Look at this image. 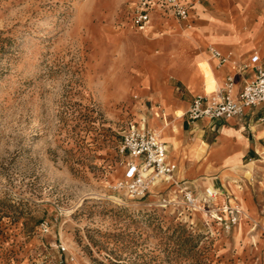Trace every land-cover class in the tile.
<instances>
[{
  "label": "rangeland",
  "instance_id": "374dc122",
  "mask_svg": "<svg viewBox=\"0 0 264 264\" xmlns=\"http://www.w3.org/2000/svg\"><path fill=\"white\" fill-rule=\"evenodd\" d=\"M135 1L0 0V264H264V152L233 161L235 191L194 179L242 210L229 228L163 201L177 200L171 182L127 188L121 143L143 112L122 89L134 54L124 33L147 30L131 26ZM220 1L204 6L261 43L264 0Z\"/></svg>",
  "mask_w": 264,
  "mask_h": 264
},
{
  "label": "crops",
  "instance_id": "0c3cea01",
  "mask_svg": "<svg viewBox=\"0 0 264 264\" xmlns=\"http://www.w3.org/2000/svg\"><path fill=\"white\" fill-rule=\"evenodd\" d=\"M205 1L209 2L196 0L190 18L179 28L162 22L157 14L152 15L145 33L131 25L143 35L134 31L124 33V43L134 54L129 61L128 84L122 89L135 101L133 107L143 112L142 124L139 118L136 124L156 131L160 138L161 134L165 136L163 141L169 158L177 165L176 171L183 167L182 179L202 180L209 176L211 184L235 191L233 180L229 179L235 178L239 170L233 168V161L238 158L243 164L264 152V104L244 108L241 116L223 120L190 121L186 111L195 96L207 92L201 66L204 62L211 71L214 88L224 86L226 77L232 75L236 94L244 81L253 76L252 68L237 71L257 52L256 47L264 58V34L258 28L254 37L263 36L261 43H255L250 37L254 26L249 31H236V20L217 17L214 10L205 8ZM211 48L223 53L231 51L230 63L234 67L221 64L211 55ZM177 111L181 115H176ZM202 144H206L203 149L192 152L194 145Z\"/></svg>",
  "mask_w": 264,
  "mask_h": 264
},
{
  "label": "built area",
  "instance_id": "2783aa9c",
  "mask_svg": "<svg viewBox=\"0 0 264 264\" xmlns=\"http://www.w3.org/2000/svg\"><path fill=\"white\" fill-rule=\"evenodd\" d=\"M195 3L196 0H136L132 5V25L138 30H145L150 25L154 12L170 16L180 25L190 18ZM210 52L221 64L231 61V51L223 53L211 48ZM230 65L234 67L235 64ZM249 68L253 69V76L244 81L236 94L234 77L228 75L224 86L195 96L186 111L187 118L190 121L223 120L241 116L244 108L264 104V68L257 52L250 55L249 61L237 73ZM262 120L264 122V118ZM121 144V151L127 152L130 157L126 161L124 173L125 178L132 181L127 187L130 193L143 195L155 180L171 182L176 187L178 201L163 199L167 204H178L184 211L203 212L226 228L236 223L240 208L230 205L229 202L222 205L213 203L221 190L209 186L200 187L202 191L199 192V185L195 180L174 177L176 163L169 158L165 142L156 131L132 123L123 135Z\"/></svg>",
  "mask_w": 264,
  "mask_h": 264
},
{
  "label": "bare ground",
  "instance_id": "6f19581e",
  "mask_svg": "<svg viewBox=\"0 0 264 264\" xmlns=\"http://www.w3.org/2000/svg\"><path fill=\"white\" fill-rule=\"evenodd\" d=\"M259 54V53H258Z\"/></svg>",
  "mask_w": 264,
  "mask_h": 264
}]
</instances>
